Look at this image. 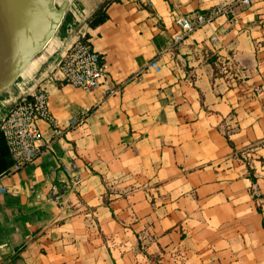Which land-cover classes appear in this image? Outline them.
<instances>
[{"label":"crops","instance_id":"crops-1","mask_svg":"<svg viewBox=\"0 0 264 264\" xmlns=\"http://www.w3.org/2000/svg\"><path fill=\"white\" fill-rule=\"evenodd\" d=\"M232 1H71L0 93V124L40 86L61 125L87 122L49 148L41 121V154L16 172L0 130V264H264V0L172 46L176 18ZM100 9L106 21L90 25ZM81 34L110 72L93 91L53 78Z\"/></svg>","mask_w":264,"mask_h":264},{"label":"built area","instance_id":"built-area-1","mask_svg":"<svg viewBox=\"0 0 264 264\" xmlns=\"http://www.w3.org/2000/svg\"><path fill=\"white\" fill-rule=\"evenodd\" d=\"M236 3L250 6L253 4V0L225 2L210 15L196 13L176 18L173 24L172 46L183 42L195 30L215 20L218 15L232 10ZM212 39L216 41L218 38L213 36ZM149 67L159 70L158 60H153ZM109 77V68L103 55L97 51L91 40L82 34L67 50L53 75V78L61 83L71 84L87 91H93L101 84L107 83ZM130 79H134V76ZM119 90L120 86L114 87L110 94L118 93ZM49 102V91L45 86H40L31 95L22 97L1 122L0 130L4 135L13 161L12 171L21 170L40 156L41 148L38 142L42 137L41 121L48 122L53 129V137L47 142L49 148L68 130L86 124L87 112H82L72 116L67 125H61L52 114ZM68 172L70 173L69 170ZM78 182V177L72 176L65 182L63 188L54 185L51 190V198L59 200L64 191L73 188Z\"/></svg>","mask_w":264,"mask_h":264},{"label":"water","instance_id":"water-1","mask_svg":"<svg viewBox=\"0 0 264 264\" xmlns=\"http://www.w3.org/2000/svg\"><path fill=\"white\" fill-rule=\"evenodd\" d=\"M49 1L50 0H0V93L11 87L21 78L33 60L53 39L61 20L41 12L43 4ZM71 1L72 0H63L60 4L62 9L67 8ZM10 17L16 22L21 21V19H27L31 21V24H27L28 29L26 28L25 31L29 30V33L27 40H24V38L16 34L14 29L16 24L19 25L20 23L13 22L11 26V30L13 31L12 35L21 47L18 53L2 67L1 56L3 37L8 26L7 19ZM73 43L68 46L67 50ZM19 100L20 99H17L13 103V106L17 104Z\"/></svg>","mask_w":264,"mask_h":264},{"label":"bare ground","instance_id":"bare-ground-1","mask_svg":"<svg viewBox=\"0 0 264 264\" xmlns=\"http://www.w3.org/2000/svg\"><path fill=\"white\" fill-rule=\"evenodd\" d=\"M62 0H50L48 3L43 4L41 8V12L45 15L52 16L55 19L63 20L65 13L67 11V8L62 9L60 2ZM60 8V9H59ZM55 9H59V12L56 14ZM8 26L4 32L3 37V47H2V56H1V66H5L19 51L21 45L18 44L13 37L11 30V26L13 25V22H16L12 17L7 19ZM16 23H20L19 25L16 24L15 32L18 36L21 38H24V40H27V36L29 33V30L25 31V29H28L27 24H31L30 20L27 19H21V21H18ZM13 29V30H14Z\"/></svg>","mask_w":264,"mask_h":264},{"label":"trees","instance_id":"trees-1","mask_svg":"<svg viewBox=\"0 0 264 264\" xmlns=\"http://www.w3.org/2000/svg\"><path fill=\"white\" fill-rule=\"evenodd\" d=\"M107 17H108V14H107L106 10L100 9L99 11H97L94 14L93 18L90 21V25H92V26L100 25L101 23L106 21Z\"/></svg>","mask_w":264,"mask_h":264},{"label":"rangeland","instance_id":"rangeland-1","mask_svg":"<svg viewBox=\"0 0 264 264\" xmlns=\"http://www.w3.org/2000/svg\"><path fill=\"white\" fill-rule=\"evenodd\" d=\"M60 9V8H59ZM59 9H55V13L57 14L59 12Z\"/></svg>","mask_w":264,"mask_h":264}]
</instances>
